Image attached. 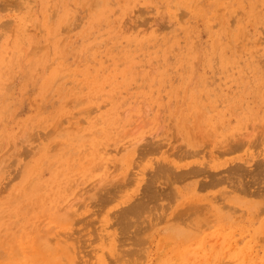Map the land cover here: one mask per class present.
Listing matches in <instances>:
<instances>
[{
	"label": "rangeland",
	"instance_id": "obj_1",
	"mask_svg": "<svg viewBox=\"0 0 264 264\" xmlns=\"http://www.w3.org/2000/svg\"><path fill=\"white\" fill-rule=\"evenodd\" d=\"M0 264H264V0H0Z\"/></svg>",
	"mask_w": 264,
	"mask_h": 264
}]
</instances>
